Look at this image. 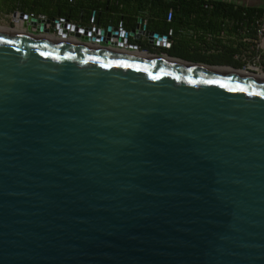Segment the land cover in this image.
<instances>
[{"label":"water","instance_id":"95a60500","mask_svg":"<svg viewBox=\"0 0 264 264\" xmlns=\"http://www.w3.org/2000/svg\"><path fill=\"white\" fill-rule=\"evenodd\" d=\"M55 27H0V264H264V76Z\"/></svg>","mask_w":264,"mask_h":264},{"label":"trees","instance_id":"16d2710c","mask_svg":"<svg viewBox=\"0 0 264 264\" xmlns=\"http://www.w3.org/2000/svg\"><path fill=\"white\" fill-rule=\"evenodd\" d=\"M3 1L8 6V13L21 11L48 17H54L58 13L59 16L82 25H88L91 17L95 15V19L100 18L99 24L121 26L125 30L135 28L137 17L142 16L147 29L162 35L169 34L175 20L189 26L191 30L195 29L196 33H201V30L215 33L220 31L224 19L245 23L242 13L253 15L262 12L259 9H245L225 2L205 0ZM204 5L210 8H204ZM170 9L173 10V16L168 22L166 16Z\"/></svg>","mask_w":264,"mask_h":264},{"label":"built area","instance_id":"2783aa9c","mask_svg":"<svg viewBox=\"0 0 264 264\" xmlns=\"http://www.w3.org/2000/svg\"><path fill=\"white\" fill-rule=\"evenodd\" d=\"M14 13L16 16H13ZM21 14L22 12L20 11H13L8 14L10 16V22L12 24V26L9 27L10 29L17 30L16 28H19L20 29L19 31L22 32L59 38V36L55 32L54 26L63 24L65 22L69 23L67 19L57 22L46 16H36L34 14H28V15L26 14L27 18H25V17H21L20 16ZM172 16H173V10L170 9L167 13L166 20L169 22ZM242 17L243 20H245V23H238L235 20L226 19L221 24V29L223 31H226L227 28H231L233 33H237L240 43L249 46V49L253 51L258 50L261 43L264 41V11H262L261 13H254L253 15L242 13ZM30 19H36V23L30 26V30H27L22 26V24L26 22L27 25H29L28 23ZM47 20L49 22H47ZM51 24H54V26L51 27ZM42 25H45L46 29L52 30V32H49L47 34H44L42 32H37V28ZM101 25L103 24L93 23L90 25H86L84 28L81 27L83 29L87 27L92 28L89 37L95 38V41L93 42L83 41L80 39V37L76 38L74 36H69V35L67 36L66 39L68 40L70 39L76 42H81L93 46H100L111 50L113 49V50H119L121 52L144 54V55L151 54L150 50L147 49V47H150L152 49L163 48V47H158L154 44V41L157 38L149 39L147 36L144 35L147 28L142 16L137 17L136 26L132 30H125L122 27L120 28L119 26H110V29L107 30L106 27L109 26L103 25V27H101ZM115 28H117V30ZM100 31H103L104 34H100ZM136 36H139V38L136 39ZM165 36L166 39L164 42L167 44L169 43L168 36H172V34L170 33ZM100 38L103 39L104 41L102 42ZM209 38L210 36H208V39ZM141 45H144V47ZM241 57H245V55ZM239 70L254 74H262V71L256 67L255 63L247 62L246 65H243L241 68H239Z\"/></svg>","mask_w":264,"mask_h":264},{"label":"flooded vegetation","instance_id":"af4514ba","mask_svg":"<svg viewBox=\"0 0 264 264\" xmlns=\"http://www.w3.org/2000/svg\"><path fill=\"white\" fill-rule=\"evenodd\" d=\"M204 8H210L207 5H204ZM21 12V11H20ZM25 14H32V13H28V12H22ZM35 15V14H34ZM36 16H46L47 15H36ZM210 17V15H208ZM50 19H53L54 21H62L67 19L69 24H75L76 26L79 27H85L86 25H82V23H77L72 21L69 18L66 17H61L59 16V14L57 13L56 16L54 17H48ZM92 19L90 20L89 24H93V23H98L99 24V19L97 18L95 19V15L91 17ZM226 20V19H224ZM223 21V20H222ZM55 32L57 33L58 28L54 26ZM204 36H202V38H195V40H193L192 44H179V47H186V45H189L188 48H190L192 50V52L194 53V56H173V52L175 51V44H173V38L171 36V40H169L168 46L163 47L162 49H152L150 47H147V49L150 50L151 54H158L160 56L163 57H173L176 59H181V60H185L187 62H190L192 64H199V65H204V66H211V67H221V68H236L239 69L241 66L245 65L243 62L245 61V63L249 62V63H255L256 67L262 71V74H259L261 76H264V41L261 43L260 47L258 48V50H251L249 49V46L247 47L245 44L240 43L239 39H238V35L237 33H233L231 28H227L226 31H223L222 29H220V31H217L215 33L213 32H208L207 30L204 33H200ZM208 36H210V38L208 39ZM206 39L207 41L209 40V42H205ZM144 47V45H141ZM202 46V47H200ZM203 47H208L211 51L214 53H217V55L223 57V60L221 61V63H215L212 62V60L210 59H206L205 57H198L199 51L204 49ZM198 51V52H197ZM204 51V50H203ZM243 57L245 60H242L241 56ZM203 59V60H202Z\"/></svg>","mask_w":264,"mask_h":264},{"label":"crops","instance_id":"0c3cea01","mask_svg":"<svg viewBox=\"0 0 264 264\" xmlns=\"http://www.w3.org/2000/svg\"><path fill=\"white\" fill-rule=\"evenodd\" d=\"M7 10H8V6L4 3L3 0H0V13L7 14L8 13ZM193 31H195V29L191 30L189 28V26H187L185 24L182 25L181 23L178 22V20H175L173 22V26H172V29H170L169 34L170 33L172 34L173 44H175V45L178 43L179 44H181V43L182 44H184V43L192 44L193 40H195L196 37L200 39V38H202V36H204L200 33H196V31L195 32H193ZM200 32L204 33L205 30H201ZM204 40H205V42H209V40L208 41L206 39H204ZM142 44H143V42H142ZM172 54H173V56H180L175 51Z\"/></svg>","mask_w":264,"mask_h":264},{"label":"rangeland","instance_id":"374dc122","mask_svg":"<svg viewBox=\"0 0 264 264\" xmlns=\"http://www.w3.org/2000/svg\"><path fill=\"white\" fill-rule=\"evenodd\" d=\"M10 26H12V24L10 22V16L7 14L0 13V27L9 28ZM189 45H186V47H182V46L179 47V43H178L175 45V52L179 53L182 56H190V57L194 56V53H193L194 51L192 52V50L190 48H188ZM200 47H202V46H200ZM203 48L204 49L199 51V53H201V54H199L198 57H205L206 59L212 60V62L221 63V61L223 60V57L217 55V53H214V51L210 52L211 50L208 47H203ZM241 58H242V60H245L243 57H241ZM243 63L246 65L245 61Z\"/></svg>","mask_w":264,"mask_h":264},{"label":"bare ground","instance_id":"6f19581e","mask_svg":"<svg viewBox=\"0 0 264 264\" xmlns=\"http://www.w3.org/2000/svg\"><path fill=\"white\" fill-rule=\"evenodd\" d=\"M17 25H19V24H17ZM17 30L16 31H19L20 29L19 28H16ZM20 33V32H19ZM87 45H89V44H87ZM241 73H245V74H249L250 75V72H245V71H241ZM258 76H261V75H259V74H257Z\"/></svg>","mask_w":264,"mask_h":264}]
</instances>
